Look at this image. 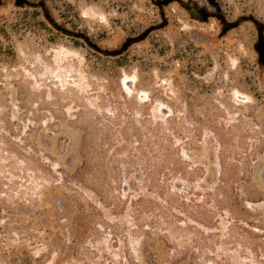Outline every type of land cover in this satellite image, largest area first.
<instances>
[{"label":"rangeland","instance_id":"1","mask_svg":"<svg viewBox=\"0 0 264 264\" xmlns=\"http://www.w3.org/2000/svg\"><path fill=\"white\" fill-rule=\"evenodd\" d=\"M29 1L0 7V264H264V0Z\"/></svg>","mask_w":264,"mask_h":264},{"label":"water","instance_id":"2","mask_svg":"<svg viewBox=\"0 0 264 264\" xmlns=\"http://www.w3.org/2000/svg\"><path fill=\"white\" fill-rule=\"evenodd\" d=\"M171 1H167L166 4L170 3ZM17 5L18 6H24V5H28V6H33L35 7V5L31 2H29L28 0H17ZM42 6V4H41ZM208 18V16L205 17V20ZM250 20H254L253 17H250L249 18ZM240 22H235V23H230L228 25L227 28L224 29V33L227 32L228 30H231V29H234V28H237L239 26ZM157 28L155 27H152L150 29H148L143 35H141L140 37L136 38V39H130L128 40L124 45L123 47L118 50V51H115L113 52L111 55L116 57V56H120L121 54H123L125 51H127V49L133 44V43H136V42H139L141 40H144L151 32H153L154 30H156ZM257 31H258V43L256 45V51L258 53V57H259V63L261 65H263L264 67V26L261 25V24H258L257 25ZM75 38H78V39H82L84 40L88 47L93 49L94 51L98 52V53H101V54H105L103 53V51L101 49H99L93 42L90 41V39L82 34V33H79V34H73L71 35ZM107 54V53H106Z\"/></svg>","mask_w":264,"mask_h":264},{"label":"trees","instance_id":"3","mask_svg":"<svg viewBox=\"0 0 264 264\" xmlns=\"http://www.w3.org/2000/svg\"><path fill=\"white\" fill-rule=\"evenodd\" d=\"M35 19H36V18H35ZM36 20H38V19H36ZM36 20H35V21H36ZM37 24H38L39 26H41L42 28H48V25H47V23H46L45 21H37ZM72 40L75 41V44H76V45L79 44V40H80V39L75 38V37L72 36ZM90 49H91V48H90ZM95 54H96L97 56L101 57V56H100L101 53H98V52L95 51ZM123 65H124V63H121V61H117V62H116V67H118V68L122 67ZM83 148H84V147H81V151H84ZM162 152H163L162 154H163L165 160H166L168 163H172V162H171V159H170V157H169L170 155H168V153L166 152V150H165V153H164V151H162ZM58 164H59L60 167L62 168L63 173H65V175L70 176V177H73V178H77V177H79V176L82 175V174L84 173V171L86 170V161L83 162L81 166H77V165H76V166H73V164L71 163V161H69V163L64 164V165H62L61 163H58Z\"/></svg>","mask_w":264,"mask_h":264},{"label":"flooded vegetation","instance_id":"4","mask_svg":"<svg viewBox=\"0 0 264 264\" xmlns=\"http://www.w3.org/2000/svg\"><path fill=\"white\" fill-rule=\"evenodd\" d=\"M5 0H0V7H1V5H2V3L4 2ZM15 1V3H16V5H17V0H14ZM29 1V0H28ZM30 2V1H29ZM32 3V2H31ZM34 4V3H33ZM41 4L42 3H40L39 4V7H42L41 6ZM35 5V7H37L36 6V4H34ZM24 6H28V5H24ZM21 7H23V6H21ZM31 7H33V6H31ZM34 7V8H35ZM199 14L203 17V19L205 20V17L206 16H208V18L207 19H209L210 18V16H209V14H207V13H205L204 11H199ZM217 18L223 23V25L225 26L224 28H227L228 27V25H229V23H227V21L221 16V15H217ZM250 18V17H249ZM245 19V20H249V21H251V22H253L254 24H257V21L254 19L253 21L252 20H250V19ZM206 19V20H207Z\"/></svg>","mask_w":264,"mask_h":264}]
</instances>
